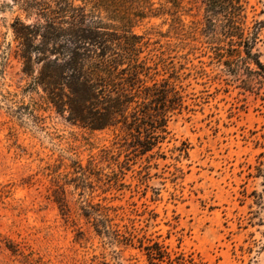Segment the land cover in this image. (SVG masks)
Wrapping results in <instances>:
<instances>
[{
	"label": "rangeland",
	"instance_id": "obj_1",
	"mask_svg": "<svg viewBox=\"0 0 264 264\" xmlns=\"http://www.w3.org/2000/svg\"><path fill=\"white\" fill-rule=\"evenodd\" d=\"M244 1L253 26L264 0ZM181 4L179 33L169 15L135 27L167 32L147 34L143 55L165 58L154 77L181 84L186 99L165 138L139 153L110 129L35 105L12 53L20 11L0 0V264H264V69L228 44L221 57L201 0ZM253 51L264 64V27ZM96 203L118 234L83 213ZM155 242L164 257L152 262Z\"/></svg>",
	"mask_w": 264,
	"mask_h": 264
},
{
	"label": "trees",
	"instance_id": "obj_2",
	"mask_svg": "<svg viewBox=\"0 0 264 264\" xmlns=\"http://www.w3.org/2000/svg\"><path fill=\"white\" fill-rule=\"evenodd\" d=\"M11 2L20 11L12 23V53L29 79L25 89L40 96L36 106L48 104L67 121L85 128L110 129L118 143L139 153L165 138L169 117L186 107L184 88L170 78L154 77L158 66L165 65L162 55L152 49L143 55L150 43L147 34L167 37V32L152 26L140 34L135 27L148 17L169 15L168 32L179 33L184 26L182 0H164L158 6L154 0ZM201 2L203 30L217 44L219 55L229 57L221 51L228 44L264 69L253 51L264 18L249 25L244 0ZM167 21L165 17L163 23ZM89 206L92 209L82 207L85 215L93 213L98 227L118 234L109 223L108 206ZM146 250L152 262L164 257L158 242Z\"/></svg>",
	"mask_w": 264,
	"mask_h": 264
}]
</instances>
